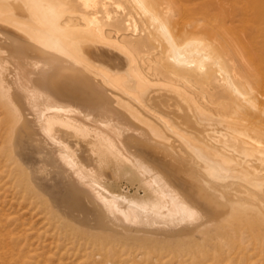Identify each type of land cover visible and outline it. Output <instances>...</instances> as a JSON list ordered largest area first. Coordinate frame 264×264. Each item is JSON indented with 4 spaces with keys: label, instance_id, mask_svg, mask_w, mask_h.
<instances>
[{
    "label": "bare ground",
    "instance_id": "6f19581e",
    "mask_svg": "<svg viewBox=\"0 0 264 264\" xmlns=\"http://www.w3.org/2000/svg\"><path fill=\"white\" fill-rule=\"evenodd\" d=\"M0 264H264V0H0Z\"/></svg>",
    "mask_w": 264,
    "mask_h": 264
}]
</instances>
